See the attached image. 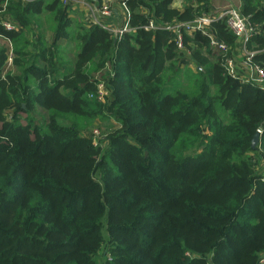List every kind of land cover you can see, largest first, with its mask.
Returning a JSON list of instances; mask_svg holds the SVG:
<instances>
[{"label":"trees","instance_id":"obj_1","mask_svg":"<svg viewBox=\"0 0 264 264\" xmlns=\"http://www.w3.org/2000/svg\"><path fill=\"white\" fill-rule=\"evenodd\" d=\"M118 1L130 13L121 37L59 0H0V264H264V90L209 47L212 34L234 56L225 18L179 49L148 20L192 21L212 0ZM238 6L264 68V0ZM70 30L65 68L56 52ZM95 120L114 122L97 145L85 133Z\"/></svg>","mask_w":264,"mask_h":264},{"label":"built area","instance_id":"obj_2","mask_svg":"<svg viewBox=\"0 0 264 264\" xmlns=\"http://www.w3.org/2000/svg\"><path fill=\"white\" fill-rule=\"evenodd\" d=\"M62 5L69 7L72 11L78 9L83 13V21L91 22L98 25L116 37H121L125 31L129 30L130 13L125 2L118 0H59ZM220 18H225L228 29L236 39L234 48H239L242 63L248 68V74L241 76L236 69L234 56L227 54L228 46L218 40L214 35H209V47L222 53L221 64L225 72L232 77H239L242 81L250 82L264 90V68L252 62V57L256 54L254 50H247L246 42L257 34V29L249 23L247 18L241 15L238 5L228 4L219 11L214 13H205L204 15L193 19L192 21L183 22H163L154 23L148 20L144 26L150 30H164L173 34L177 48H183V35L199 32L206 35L210 31L209 24ZM1 24L6 30L15 28L9 19H3ZM11 58H8L10 62ZM96 99L100 102L105 101L108 95L107 87L102 81L97 83ZM92 143L98 144V140L103 134L97 129L92 130ZM258 134L261 130L257 129ZM260 262H264L261 259Z\"/></svg>","mask_w":264,"mask_h":264},{"label":"rangeland","instance_id":"obj_3","mask_svg":"<svg viewBox=\"0 0 264 264\" xmlns=\"http://www.w3.org/2000/svg\"><path fill=\"white\" fill-rule=\"evenodd\" d=\"M229 4H233V5H238V0H212L210 2V8L208 10L209 13H214V11H219L220 9H222L224 6H227ZM196 4V0H174L173 2V6H175L178 9H183L189 5L195 6ZM71 15L74 18H77L81 21V19H83V13L76 9L74 10ZM37 21L38 24L40 26V28L38 27V32L37 35H41L44 42L47 44V41L50 36H51V30H50V19L48 18V16L46 14H41L37 17ZM7 45L8 44L4 41L0 40V45ZM78 47H77V42H76V38H74V35L72 34V31L70 30V36L67 39H61L59 42V46H58V50H57V55H58V59L60 61L61 64H67L68 66H66L65 68H70L71 67V63L73 61L74 58V54L77 51ZM236 62V60H235ZM8 65V64H7ZM6 65V70L8 68H10L9 66ZM192 67V65H191ZM99 119V118H98ZM33 120L39 121L40 118L38 116H35V114H33ZM112 124H114V122H112L111 120H95L94 123H92V125L87 129V131H85V133H87L88 135H92V130L95 128L96 130L98 129L100 132V129H106L107 127L111 126ZM100 128V129H99ZM104 129V130H105ZM103 259H107V255L103 256Z\"/></svg>","mask_w":264,"mask_h":264},{"label":"crops","instance_id":"obj_4","mask_svg":"<svg viewBox=\"0 0 264 264\" xmlns=\"http://www.w3.org/2000/svg\"><path fill=\"white\" fill-rule=\"evenodd\" d=\"M228 4H229V2H228ZM234 58L236 60V62H235L236 69L239 72V74L241 76L248 74V72H249L248 71V68L242 63V59H241V56H240V52H239V48L238 47L237 48H234Z\"/></svg>","mask_w":264,"mask_h":264},{"label":"water","instance_id":"obj_5","mask_svg":"<svg viewBox=\"0 0 264 264\" xmlns=\"http://www.w3.org/2000/svg\"><path fill=\"white\" fill-rule=\"evenodd\" d=\"M258 138H259V134L258 132H255L254 136H253V139H252V142H251V146L252 147H255V145L257 144L258 142Z\"/></svg>","mask_w":264,"mask_h":264}]
</instances>
